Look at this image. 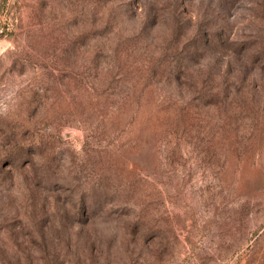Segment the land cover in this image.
Segmentation results:
<instances>
[{
    "label": "rangeland",
    "instance_id": "rangeland-1",
    "mask_svg": "<svg viewBox=\"0 0 264 264\" xmlns=\"http://www.w3.org/2000/svg\"><path fill=\"white\" fill-rule=\"evenodd\" d=\"M0 264H264V0H0Z\"/></svg>",
    "mask_w": 264,
    "mask_h": 264
},
{
    "label": "trees",
    "instance_id": "trees-1",
    "mask_svg": "<svg viewBox=\"0 0 264 264\" xmlns=\"http://www.w3.org/2000/svg\"><path fill=\"white\" fill-rule=\"evenodd\" d=\"M224 56V55H222ZM221 90L220 88H217L215 91L211 92V94L209 96H213V97H220L221 96Z\"/></svg>",
    "mask_w": 264,
    "mask_h": 264
}]
</instances>
